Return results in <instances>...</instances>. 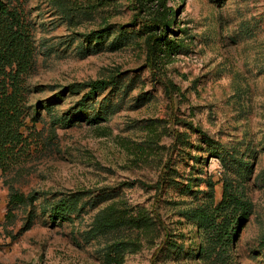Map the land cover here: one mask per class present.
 <instances>
[{
  "label": "rangeland",
  "instance_id": "obj_1",
  "mask_svg": "<svg viewBox=\"0 0 264 264\" xmlns=\"http://www.w3.org/2000/svg\"><path fill=\"white\" fill-rule=\"evenodd\" d=\"M20 1L41 119H27L21 167L0 170V264H264V0ZM163 28L176 47L151 70L146 40ZM113 76L76 118L87 88L53 100ZM226 183L250 215L220 246L194 213L216 210ZM11 190L39 200L6 218ZM70 196L76 211L49 219Z\"/></svg>",
  "mask_w": 264,
  "mask_h": 264
},
{
  "label": "trees",
  "instance_id": "obj_2",
  "mask_svg": "<svg viewBox=\"0 0 264 264\" xmlns=\"http://www.w3.org/2000/svg\"><path fill=\"white\" fill-rule=\"evenodd\" d=\"M138 1L141 4V0ZM160 21L155 20L147 27V30L159 28L163 22ZM104 36L105 30H100L89 34L87 38L89 42L101 43ZM146 44L151 70L154 69L159 52L173 53L176 47V42L167 37L165 28L159 32H151ZM36 50L34 28L24 14L23 3L20 0H0V170L3 173L21 167L20 165L29 156L31 141L30 136L26 135V130L29 129L27 119L31 118L34 126L41 119L39 112L33 111L29 105L30 91L25 82L27 75L34 67ZM110 86H118L117 76L108 80L101 79L88 84L72 85L57 92L53 100L67 99L87 88L88 91L77 100L75 107L72 108L73 111L70 112L76 118L82 111L92 107L95 97ZM167 87L168 82H165V88ZM52 105L45 106V109L51 110ZM66 119L63 118V120ZM211 153L218 157L223 156L216 146H212ZM38 200V194L24 195L11 190L8 198L10 210L6 218L9 217L13 208L23 205L33 207ZM73 200L74 198L70 196L68 200L61 203L51 204L48 208V218L57 221L64 218L67 213H74L76 204L72 202ZM215 209L210 212L198 210L194 215L206 228L212 229L215 243L227 246L233 230L249 217L250 204L243 194H236L231 185L226 183L223 187L222 199Z\"/></svg>",
  "mask_w": 264,
  "mask_h": 264
}]
</instances>
